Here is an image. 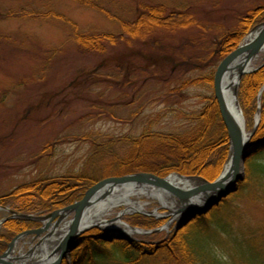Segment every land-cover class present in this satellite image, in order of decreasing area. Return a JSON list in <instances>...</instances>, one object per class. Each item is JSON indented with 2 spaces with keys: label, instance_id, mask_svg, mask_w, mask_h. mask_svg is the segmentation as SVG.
I'll use <instances>...</instances> for the list:
<instances>
[{
  "label": "rangeland",
  "instance_id": "374dc122",
  "mask_svg": "<svg viewBox=\"0 0 264 264\" xmlns=\"http://www.w3.org/2000/svg\"><path fill=\"white\" fill-rule=\"evenodd\" d=\"M137 1L141 3L144 0H100V3L115 16L131 19L135 16ZM145 1L165 4L175 9L189 7L193 11L196 9L201 25L209 34L217 33L224 27L230 30L236 28L239 25V21L234 19L236 12H239L240 16L250 9L255 10L264 6V0ZM33 10L41 13L51 10L48 14L54 12L56 15H64L74 21L83 32L89 34L120 31L118 25L111 22L104 14L73 0H0V15L6 16V19L0 22V94L6 93L8 89L13 91L0 106V195L8 194L41 178L74 174L83 175L97 182L109 178H103L107 175V162L117 159V156L124 157L129 144L123 140L119 141L115 147L111 146L109 149L112 156H106L107 158L104 159L96 158L97 155L94 154L96 147L92 146L90 141L81 140L84 135L99 133L107 138L105 141H109L127 136L137 137L150 128L159 132L184 133L193 127L195 130L199 125L198 121L192 123L190 115L195 116L202 111L208 104V98L215 96L213 85L191 88L185 91L186 96L189 97L183 99L171 90L183 83L185 78L208 74V70L183 73L182 70H176L180 67L179 64H175L174 67H170L171 70H165L172 72L171 76L157 85L147 72L141 71L144 70L143 66L139 68V73L131 74L130 71L106 69L99 71L102 76L101 82L99 79V82L93 85L91 83L82 86V84L72 89L71 82L77 79L79 73L83 70L93 72L95 68L101 67L104 56L81 55L73 38L72 26L61 17L47 14L50 16L49 19L42 21L31 19V17L7 20L9 13ZM188 30H191L187 33L188 35L192 32L194 35L200 33L196 29ZM252 30L253 28L244 33L238 46L244 42ZM162 36L165 39L164 45L168 48L190 51L194 47V55L201 51L200 48L202 49L203 46L196 43L184 45L183 31H178L175 35L165 32ZM173 43L175 46H172ZM141 47L146 46L141 44ZM53 52L57 54L52 60L50 57ZM49 59L52 62H49ZM252 69L240 80L237 100L246 131L251 134L256 130L255 135H257L261 133L260 131H264V91L262 95L260 94L264 90V52L260 53ZM258 75L260 77L257 78ZM250 80L254 85L250 83ZM257 117H259L258 121ZM253 138L247 147L251 155L241 167L240 180L235 186L238 192L249 178L248 162L258 156V162L264 163V153L256 155L260 147L253 145L257 140ZM226 164L213 180L202 175L194 177H202L212 182L224 173ZM197 185H201V182H197ZM253 195L254 192L249 190L245 192L241 200L227 197L216 205L218 209L215 210V208L212 215L220 214L218 219L234 221L236 227H240L246 218L257 228L256 231L262 234L264 233V200L257 201ZM176 199L177 203L181 202L179 198L176 197ZM140 201L147 205L145 211L122 217V220L130 227L153 231L166 227L172 220L173 222L168 228L158 233L135 237L133 240L116 239L114 242L144 245L143 251L152 254L158 248L168 246L176 225L183 224V221L177 218V214L178 216L184 214L180 211L183 205L180 203L176 207V213H171V205L168 204L172 202L161 203L156 198L146 196L141 197ZM173 205L175 206L176 203ZM236 206L240 209L235 208L237 212L230 214ZM122 210L123 208L113 209L109 220L115 218ZM225 212H228L230 216L225 217L228 215ZM198 217L199 215L183 224L179 231L194 229V223ZM72 219L73 214L66 218L58 229L60 230ZM3 220L6 222L0 225V233L4 231V226H12L16 219L10 212L0 209V222ZM56 221L54 220L55 223ZM132 221H140L152 226H134ZM149 221L157 225L154 226ZM54 222L52 225L55 224ZM32 224L30 227L35 229L43 225V223ZM21 232L24 230H16L10 241H1L5 242L6 248L0 256L8 251L9 245ZM102 233L100 229L93 228L85 233L83 238L80 237V241L94 235L99 238ZM48 234L49 232H45L42 235L25 236L21 238L13 251L16 254L23 252L26 255L34 248L39 247L37 249L39 251L40 243ZM60 236L62 237L63 233L58 234V237ZM108 236V238H114L113 233ZM58 237L56 241L59 244L61 240ZM215 237L220 255L225 256L227 260L231 259L232 263L235 257V264H246L244 258L247 251L244 245H233L234 242L224 235ZM166 239L168 241L165 242ZM105 249L111 250L109 247ZM258 262L254 260L253 264ZM13 263L17 264L16 261ZM62 264H76L74 254L67 255Z\"/></svg>",
  "mask_w": 264,
  "mask_h": 264
},
{
  "label": "trees",
  "instance_id": "16d2710c",
  "mask_svg": "<svg viewBox=\"0 0 264 264\" xmlns=\"http://www.w3.org/2000/svg\"><path fill=\"white\" fill-rule=\"evenodd\" d=\"M73 1L104 14L111 22L118 25L120 31L118 33L109 31L85 33L66 16L56 15L54 12L48 14L51 10L47 13L34 10L15 12L7 16V20L31 17V19L41 21L49 19L50 16L47 14L61 17L72 26L73 38L81 55L104 56L101 67L95 68L93 72L83 70L79 73L77 79L71 82L72 89L82 84V86L91 83L93 85L99 82V79L101 82L102 76L99 71L106 69L130 71L131 74L139 73V68L143 66L145 71H141L147 72V75L157 82V85L171 76L172 72L165 70H171L170 67H174L175 64H179L180 67L176 70H182L183 73L208 70V74L185 78L183 83L171 90L172 93L180 95L181 99L187 98L185 91L191 88L212 86L215 70L220 62L236 49L246 31L264 21V6H261L255 10L250 9L240 16L239 12H236L234 19L239 21L236 28L230 30L224 27L217 33L209 34L201 25L195 12L196 9L193 8V11L190 7L175 9L165 4L145 0L138 3L137 1L134 18L127 19L112 14L105 5L100 3V0ZM3 19H6V16L1 17L0 15V22ZM188 29H196L202 34L194 35L192 32L188 35L187 33L191 31ZM178 31H183L184 45L186 43L201 44L203 45L202 49L200 48L201 51L194 55V47L186 51L168 48L164 45L165 39L162 34L167 32L175 35ZM141 44L146 47H141ZM172 46L175 44L173 43ZM183 47L187 48V46ZM55 54L57 53L53 52L50 57L52 60ZM51 59L49 62H52ZM155 82L151 83L155 84ZM250 83L253 84V81ZM85 87L88 88V86ZM12 92L8 89L6 93H2L3 95L0 94V106ZM207 102L208 104L202 111L195 116L190 115L192 123L194 121L199 123L195 130L193 127L184 133H166L153 131L150 128L151 130L147 129L137 137L127 136L119 140L105 141L107 138L96 133L95 135H84L81 140L90 141L92 146L96 147L94 150L96 158L103 159L107 158L106 156H112L109 149L111 146L115 147L119 141L123 140L129 144L124 157L117 156V159L107 162V175L105 174L103 178L140 172L167 176L176 172L186 176L202 175L213 180L229 158L230 143L215 98H208ZM260 132L253 138V140L257 139L253 145L260 147L256 155L264 153V131ZM257 157L248 162L250 172L248 180L241 186L239 192L237 191L228 198L234 197L235 200H241L245 192L250 190L254 192L253 196L257 201L264 200V163L258 162ZM96 182V180L78 174L41 178L8 194L0 195V205L23 213H48L82 199L85 192ZM235 208L240 209L236 206L233 210L230 209V214L237 212ZM217 209L218 207L215 210ZM213 212L199 217L194 223V229H183L176 235H172L168 246H159L160 248L152 254L143 251L144 245L117 244L120 242L116 241L105 242L94 235L83 240L81 247L74 252V261L76 264H235V257L232 263L231 259L227 260L225 256L218 253L215 236L224 235L234 242L233 245L245 246L246 264H253L254 260L259 261L258 264H264V233L259 234L256 231L257 228L246 218L240 227H236L233 223L234 218L233 222L229 219H218L220 214L212 215ZM225 213L228 214L225 217L230 216L228 212ZM13 223L12 226H4V231L0 233V254L6 248L5 242L1 241H10L16 230H25L33 225V222L24 220H15ZM150 223L154 224V222ZM132 225L152 226V224H144L140 221H132Z\"/></svg>",
  "mask_w": 264,
  "mask_h": 264
},
{
  "label": "water",
  "instance_id": "95a60500",
  "mask_svg": "<svg viewBox=\"0 0 264 264\" xmlns=\"http://www.w3.org/2000/svg\"><path fill=\"white\" fill-rule=\"evenodd\" d=\"M260 30L257 33L255 39L246 45L240 46L236 51L231 53L226 59L222 61V63L219 65L215 79H214V89H215V98L219 105L220 113L222 116V119L224 121V124L228 131V136L230 139L231 144V155H230V174L227 178V181L222 183L221 178L223 174L214 182H210L204 178L201 177H195V179H198L202 182L201 185L190 188L188 190L180 189L172 184L169 183L167 178H161L153 174L148 173H138L133 175H128L124 177H117V178H109L106 179L94 187H92L88 192L86 193L83 200L68 206L62 210L56 211L49 216L46 217H34L32 215H24L19 214L16 215L17 218L26 219V220H33V221H44L46 219L54 220L59 217V220L55 224L56 226H59L60 223L63 221V219L71 214L74 213V218L71 220V225L68 233L66 236L62 239L61 243L58 245V247L53 251V253H58L59 255L56 257V260L51 262L50 264H61L63 259L71 254L74 250H76L80 246V237L82 234H84L88 229L81 230L80 223L81 219L84 216L86 210L88 209V206L90 204V201L92 197L104 186L106 185H123V184H135V185H149L153 186L156 189L162 190L166 193L171 194L173 197L179 198L181 201L183 208L180 210L181 213H184L183 218L181 221H183V224L185 225L187 222L192 221L194 218H196L198 215H203L208 213L210 210H212L216 205H218L222 200L227 198L232 193L237 192L238 188L235 187L236 184L240 180V171L241 167L246 163L248 158L250 157V153L248 152L247 146L256 133V130L252 132V134L249 136V139L247 142L243 140L242 134L230 115L226 102L223 98L222 94V82L223 78L226 74V72L229 69V66L242 54L247 53V57L250 59L255 57L260 53V51L264 47V23L259 27ZM246 72H241L239 82L242 78V76ZM238 87V85H237ZM235 90V96H237V88ZM238 105V102H237ZM240 111V109H239ZM194 179V177H191ZM204 197L205 203L203 205H197L195 207H190V202L196 198V197ZM15 216V217H16ZM182 224V225H183ZM182 225L176 227V232L179 231L180 228H182ZM51 226V222H48L45 224L44 228L37 230V231H28L20 236L16 237L12 243L9 245V249L6 253H4L2 256H0V264H12L8 261L7 258H9V255L14 248V245L16 241L21 238L24 235L28 234H42L46 232L49 227ZM97 227V226H96ZM99 228V227H98ZM114 238H109L108 240L113 241L114 239H128V237L122 233L113 232ZM105 240L109 237L108 234L103 236Z\"/></svg>",
  "mask_w": 264,
  "mask_h": 264
},
{
  "label": "bare ground",
  "instance_id": "6f19581e",
  "mask_svg": "<svg viewBox=\"0 0 264 264\" xmlns=\"http://www.w3.org/2000/svg\"><path fill=\"white\" fill-rule=\"evenodd\" d=\"M257 32L258 30L249 35L245 43L252 41ZM262 52H264V47ZM258 57L259 56L250 59L247 57V53L242 54L229 66L222 82L223 98L226 102L228 111L236 122L245 142L249 139V133L246 131L244 119L241 116L236 104L235 90L238 85L241 72L251 71L254 63L258 60ZM258 120L259 117H257V121ZM230 170V164H227L221 178L222 183L227 181ZM168 181L173 186L185 190L197 185V183L194 182V179L177 175H172ZM145 196L156 198L161 203L167 202L168 204V201L172 202L171 204H168L169 206L171 205V213H176V207L180 205L179 202L177 203V199L171 196V194L149 185H106L92 197L88 209L81 219V230L99 226L109 232L122 233L130 239L146 235V232L134 229L122 220L124 215L146 210L145 208H147V205L140 201V198ZM204 201H206L204 197H196L190 202V207L204 204ZM173 203H176V205L174 206ZM115 208H123V210L120 211L115 218L109 220V215ZM183 215L177 216L179 221L182 220L181 217H183ZM69 226L70 222H66L60 230L53 228V235L49 239H45L40 244L41 248L39 251L37 250L39 247L37 249H31L28 255L23 252L16 254L12 251L7 259L11 263L16 261L17 264H48V262H52L53 259H48V256L58 245L56 238L58 237V234L60 235L63 233V235H65L70 229ZM58 239L61 240V236L58 237ZM20 240L17 241L15 247Z\"/></svg>",
  "mask_w": 264,
  "mask_h": 264
}]
</instances>
